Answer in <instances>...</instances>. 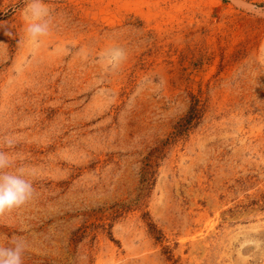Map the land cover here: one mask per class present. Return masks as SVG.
<instances>
[{"label": "rangeland", "instance_id": "rangeland-1", "mask_svg": "<svg viewBox=\"0 0 264 264\" xmlns=\"http://www.w3.org/2000/svg\"><path fill=\"white\" fill-rule=\"evenodd\" d=\"M28 2L0 0V150L35 193L0 243L23 238V264H264V0H43L39 45Z\"/></svg>", "mask_w": 264, "mask_h": 264}, {"label": "clouds", "instance_id": "clouds-1", "mask_svg": "<svg viewBox=\"0 0 264 264\" xmlns=\"http://www.w3.org/2000/svg\"><path fill=\"white\" fill-rule=\"evenodd\" d=\"M27 38L39 45L40 38L45 37L50 31L49 9L43 0H29L24 10ZM5 35L12 36L11 32ZM126 59L122 48H113L106 56V65L116 68ZM15 141L11 137L0 138V144L12 148ZM14 156L0 150V217L11 213L29 202L35 193L32 182L26 178V170L23 167L14 171H6L13 167ZM0 239H6L0 238ZM27 248V242L21 237H12L7 244L0 243V264H23V256Z\"/></svg>", "mask_w": 264, "mask_h": 264}]
</instances>
